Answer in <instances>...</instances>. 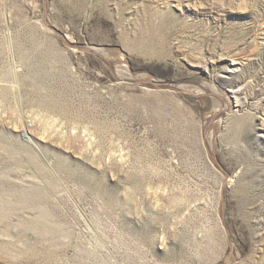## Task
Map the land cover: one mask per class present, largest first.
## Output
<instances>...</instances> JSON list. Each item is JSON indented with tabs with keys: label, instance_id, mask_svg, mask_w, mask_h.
<instances>
[{
	"label": "rangeland",
	"instance_id": "374dc122",
	"mask_svg": "<svg viewBox=\"0 0 264 264\" xmlns=\"http://www.w3.org/2000/svg\"><path fill=\"white\" fill-rule=\"evenodd\" d=\"M0 264H264V0H0Z\"/></svg>",
	"mask_w": 264,
	"mask_h": 264
}]
</instances>
